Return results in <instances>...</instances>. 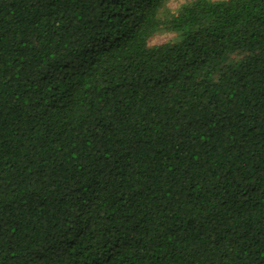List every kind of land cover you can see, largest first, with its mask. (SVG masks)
Returning a JSON list of instances; mask_svg holds the SVG:
<instances>
[{"label": "trees", "instance_id": "obj_1", "mask_svg": "<svg viewBox=\"0 0 264 264\" xmlns=\"http://www.w3.org/2000/svg\"><path fill=\"white\" fill-rule=\"evenodd\" d=\"M168 1L0 0V264H264V0Z\"/></svg>", "mask_w": 264, "mask_h": 264}, {"label": "rangeland", "instance_id": "obj_2", "mask_svg": "<svg viewBox=\"0 0 264 264\" xmlns=\"http://www.w3.org/2000/svg\"><path fill=\"white\" fill-rule=\"evenodd\" d=\"M193 0H169L165 5L164 9L169 14H176L181 6L192 2ZM209 1H224V0H209ZM165 10L161 12L164 13ZM177 39V35L166 29H160L159 31L155 32L148 40L147 46L148 47H155L160 46L163 44H171L174 43Z\"/></svg>", "mask_w": 264, "mask_h": 264}]
</instances>
